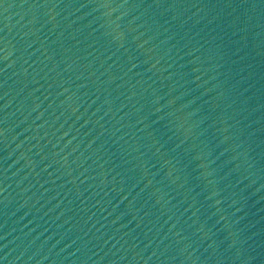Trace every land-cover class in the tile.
<instances>
[{
    "label": "water",
    "instance_id": "obj_1",
    "mask_svg": "<svg viewBox=\"0 0 264 264\" xmlns=\"http://www.w3.org/2000/svg\"><path fill=\"white\" fill-rule=\"evenodd\" d=\"M0 264H264V0H0Z\"/></svg>",
    "mask_w": 264,
    "mask_h": 264
}]
</instances>
